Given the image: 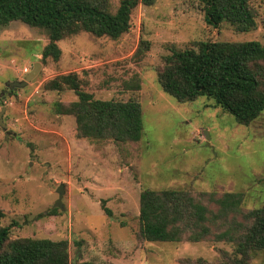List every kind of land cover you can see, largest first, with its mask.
Segmentation results:
<instances>
[{
	"label": "rangeland",
	"instance_id": "obj_1",
	"mask_svg": "<svg viewBox=\"0 0 264 264\" xmlns=\"http://www.w3.org/2000/svg\"><path fill=\"white\" fill-rule=\"evenodd\" d=\"M119 2L109 0V11ZM252 4L258 16L248 33L227 23L208 26L198 0L139 4L128 33L116 40L85 32L69 36L58 42V61L42 62L44 30L21 22L0 27V111L5 107L9 132L5 139L0 127V209L5 212L0 224L10 227V238L67 240L70 264H218L223 253L232 254L231 244L212 237L197 243L141 240L139 196L144 189L186 190L212 210L217 207L210 194L242 193L243 210L264 203V113L242 126L212 99L178 102L157 82L171 47L184 50L202 41L264 44V0ZM35 63L39 72L26 87L2 93L7 82L24 79ZM71 73L95 99L137 98L141 139L77 138L74 117L57 114L55 107L76 95L45 88L49 80ZM134 83L138 90L130 87ZM60 185L64 211L48 215ZM251 264H264V253Z\"/></svg>",
	"mask_w": 264,
	"mask_h": 264
},
{
	"label": "trees",
	"instance_id": "obj_2",
	"mask_svg": "<svg viewBox=\"0 0 264 264\" xmlns=\"http://www.w3.org/2000/svg\"><path fill=\"white\" fill-rule=\"evenodd\" d=\"M157 1L120 0L112 13L109 0H0V27L21 22L44 30L48 42L41 49L42 62L58 61L59 41L80 32L116 40L130 31L131 14L137 5L152 6ZM198 1L205 23L214 29L222 23L240 33L256 28L258 13L252 0ZM162 60L157 82L178 102L212 99L242 126L250 125L264 113V44L254 40L194 42L192 48L184 50L171 47L170 54ZM130 87L139 89L138 83ZM45 88H66L76 95L75 101L57 102L55 107L57 114L74 117L77 138L141 139L144 127L137 98L95 99L81 89L75 73L51 79ZM208 199L217 207L215 210L186 190L144 189L139 196L138 237L161 243H197L212 237L233 247L232 254L223 253L218 264H251L256 254L264 253V203L243 210L242 193H224L217 198L210 194ZM102 209L111 216L109 209ZM58 210L51 209L46 214L55 215ZM4 218L5 212L0 209V221ZM10 235V227L0 224V264H70L67 240L11 239ZM195 264L206 263L198 260Z\"/></svg>",
	"mask_w": 264,
	"mask_h": 264
},
{
	"label": "water",
	"instance_id": "obj_3",
	"mask_svg": "<svg viewBox=\"0 0 264 264\" xmlns=\"http://www.w3.org/2000/svg\"><path fill=\"white\" fill-rule=\"evenodd\" d=\"M39 69H40V64L35 63L33 65L32 70L25 75L24 79L13 80V81L7 82L5 86L7 87L8 90H3L2 93L9 94V93L14 92L16 89H22L26 87L37 76ZM4 111H5V107H2L0 111V127L5 131V139H7L9 136V132L6 130V125L3 122V118H2ZM204 134L208 138L207 131H205ZM56 192L58 194V199H57V202L53 205V207L58 208L60 211H64V206L61 202L62 196H63V185H60L58 189L56 190Z\"/></svg>",
	"mask_w": 264,
	"mask_h": 264
}]
</instances>
